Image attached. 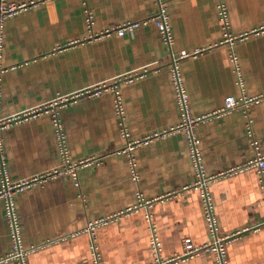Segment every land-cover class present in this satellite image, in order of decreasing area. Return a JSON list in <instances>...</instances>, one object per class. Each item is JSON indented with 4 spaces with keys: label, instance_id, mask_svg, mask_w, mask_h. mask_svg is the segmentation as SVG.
<instances>
[{
    "label": "crops",
    "instance_id": "0c3cea01",
    "mask_svg": "<svg viewBox=\"0 0 264 264\" xmlns=\"http://www.w3.org/2000/svg\"><path fill=\"white\" fill-rule=\"evenodd\" d=\"M37 1L11 15L1 25L0 114L11 115L74 93L128 72L147 71L131 82H119L123 123L131 138L170 129L180 121L168 63L171 54L200 53L179 63V71L194 115L211 112L226 96L264 92V33L222 43L217 0H162L173 40L168 48L153 23L122 36L92 38L105 28L138 21L156 11L154 0H7ZM230 32L248 31L264 22V0H222ZM91 14L90 23L87 13ZM254 138L264 153V101L248 108ZM60 117L70 159L101 157L78 169L77 185L68 175L33 185L14 197L21 245L53 240L27 256V264H90L87 223L131 206L136 192L155 202L152 224L164 258L182 251V239L194 245L208 241V226L199 191L184 189L194 181L187 138L168 133L135 149L139 179L131 178L124 155L113 96L84 97L61 109ZM246 115L237 108L196 125L202 166L207 175L220 173L251 159L255 150L245 133ZM7 179L21 181L60 165L55 129L49 115L6 127L0 132ZM1 180V173H0ZM220 236L241 231L226 245L228 264H264V191L254 169L227 174L208 185ZM256 227V228H255ZM246 228V230H244ZM149 223L138 209L96 230L101 264H152ZM13 239L0 199V256L10 253ZM5 264H15L14 261ZM178 264H215L206 253Z\"/></svg>",
    "mask_w": 264,
    "mask_h": 264
},
{
    "label": "built area",
    "instance_id": "2783aa9c",
    "mask_svg": "<svg viewBox=\"0 0 264 264\" xmlns=\"http://www.w3.org/2000/svg\"><path fill=\"white\" fill-rule=\"evenodd\" d=\"M36 2L37 1L15 3L9 2L7 0H0V42L1 25L5 21V19L20 11L35 6ZM154 3L156 4V11L143 18L142 20L125 21L120 24L109 26L100 33L91 35L92 38L93 36L94 38H97L101 36H108L111 34L122 36L127 32H131L140 25L153 23L157 27L164 44L168 48H170L173 36L169 24V16L167 13L166 5L162 0H154ZM216 7L217 14L219 20L221 21L223 29L222 43H226L230 46L229 49L231 60L237 66V58L232 49L234 41L245 39L250 35H259L264 33V22L251 28L248 31L233 34L229 29L228 14L223 1L217 0ZM86 13L87 21L88 23H90L91 14L89 12ZM202 50L203 49H196L192 53L182 51L178 56H174L173 54H171L168 63V71L171 84L175 91L176 103L181 113L180 121L176 125L170 127V129L155 131L143 138H131L127 127L123 123L124 106L122 102V96L120 94L119 82H131L135 78L142 77L147 71L146 69H144L143 72H128L113 79L101 81L74 93L58 96L55 99L44 104L28 108L18 113L7 116H2L0 114V132L10 125L27 121L29 119L36 118L42 115H49L52 119L55 129L57 150L60 156V165L56 169H52L43 174L28 179L11 182L7 179V171L3 160V149L0 142V199H2L4 203V214L6 221L8 222V225L10 227L11 237L13 239L12 251L4 256H0V264H5L10 261H14L15 264H27V256L30 253L34 252L40 246L48 245L49 243L53 242V240H48L41 245H32L28 248L22 247L20 239L19 217L16 213L14 197L18 193L23 192L33 185H42L45 181H49L62 175H68L73 179V181H75V185H77L76 180L78 169L93 163H98L100 161L101 157H89L78 161H73L70 159L64 131V124L60 117V112L62 108L66 107V105L76 101L77 99L84 97H97L104 93H110L113 96L114 112L120 119V132L121 135L126 139L125 146L121 150H119L118 153L125 156L132 180L138 181L139 179L135 155V149L138 146L149 143L150 141L165 136L171 132L182 131L185 134L188 144V154L192 162L195 177L193 183L191 185L185 186L184 189L194 188L199 191L201 205L208 226L209 238L208 241H206L202 245H194L190 238L185 237L181 241V253L168 258L162 257L160 253V243L155 232V227L152 224V215L150 212L155 202L173 197L176 194V191L165 193L153 198H147L140 191H137L136 201L133 205L119 211L97 217L89 221L84 227V231L89 236L91 252L90 264H101V254L98 251L97 247L96 230L101 226L119 221L122 216L137 211L138 209L145 210V219L149 223V230L151 233L150 248L153 252L152 264H178L180 262L188 261L189 259H192L199 255H204L206 253H213L215 255V264H228L225 256L226 245L233 239L238 237L241 234V231L224 236H220L218 234L217 222L213 214L212 199L208 193V185L211 181L219 179L227 174L254 169L258 176L259 185L264 191V153L259 150L258 141L254 138L252 119L248 112L249 106L264 101V92L253 96H247L243 94L238 98L229 95L224 98L222 105L214 109L213 111L197 115L192 114L189 108L188 95L183 85L182 77L180 75L179 63L185 58L200 53ZM237 108L243 109L245 111V133L251 138L255 154L251 159L242 163L241 165L230 168L226 171H222L220 173L207 175L202 166V156L199 148V139L196 136L194 129L199 123L218 119ZM262 225L264 226V221L262 222ZM244 230H246V228Z\"/></svg>",
    "mask_w": 264,
    "mask_h": 264
}]
</instances>
